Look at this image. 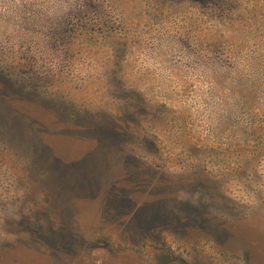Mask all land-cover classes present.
<instances>
[{"label":"rangeland","instance_id":"374dc122","mask_svg":"<svg viewBox=\"0 0 264 264\" xmlns=\"http://www.w3.org/2000/svg\"><path fill=\"white\" fill-rule=\"evenodd\" d=\"M0 264H264V0H0Z\"/></svg>","mask_w":264,"mask_h":264}]
</instances>
